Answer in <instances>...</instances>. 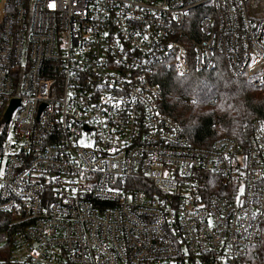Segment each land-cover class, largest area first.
Wrapping results in <instances>:
<instances>
[{"label":"built area","instance_id":"obj_1","mask_svg":"<svg viewBox=\"0 0 264 264\" xmlns=\"http://www.w3.org/2000/svg\"><path fill=\"white\" fill-rule=\"evenodd\" d=\"M216 67L264 103V0H0L6 264H264V119L202 147L159 108Z\"/></svg>","mask_w":264,"mask_h":264},{"label":"trees","instance_id":"obj_2","mask_svg":"<svg viewBox=\"0 0 264 264\" xmlns=\"http://www.w3.org/2000/svg\"><path fill=\"white\" fill-rule=\"evenodd\" d=\"M157 81L160 110L177 121L193 145L206 147L220 135L243 144L251 121L264 119L259 90L243 78H229L221 67L186 76L163 71ZM7 222L8 216L0 214V230ZM262 228L264 233V221ZM263 250L264 244L258 252ZM7 253V245L0 247V264H6Z\"/></svg>","mask_w":264,"mask_h":264},{"label":"water","instance_id":"obj_3","mask_svg":"<svg viewBox=\"0 0 264 264\" xmlns=\"http://www.w3.org/2000/svg\"><path fill=\"white\" fill-rule=\"evenodd\" d=\"M18 101L17 100H12L11 103H10V106L8 107L5 115H4V118H3V121L6 122L8 120V117L11 113V111L13 110V108L17 105Z\"/></svg>","mask_w":264,"mask_h":264},{"label":"rangeland","instance_id":"obj_4","mask_svg":"<svg viewBox=\"0 0 264 264\" xmlns=\"http://www.w3.org/2000/svg\"><path fill=\"white\" fill-rule=\"evenodd\" d=\"M258 93H259V91H258ZM259 96H260V94H259ZM9 127H10V123L8 124V128ZM10 142H11V135L9 134V135H7V144L10 143Z\"/></svg>","mask_w":264,"mask_h":264},{"label":"snow or ice","instance_id":"obj_5","mask_svg":"<svg viewBox=\"0 0 264 264\" xmlns=\"http://www.w3.org/2000/svg\"><path fill=\"white\" fill-rule=\"evenodd\" d=\"M49 6L52 7V8H54L55 7V4L53 3V4H50ZM240 191H241V194H243V189H241Z\"/></svg>","mask_w":264,"mask_h":264}]
</instances>
